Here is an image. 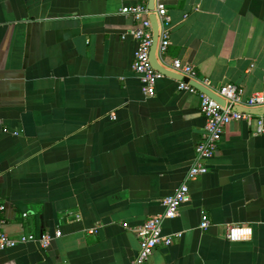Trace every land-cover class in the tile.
<instances>
[{
    "label": "crops",
    "instance_id": "obj_1",
    "mask_svg": "<svg viewBox=\"0 0 264 264\" xmlns=\"http://www.w3.org/2000/svg\"><path fill=\"white\" fill-rule=\"evenodd\" d=\"M130 5L0 0V221L15 239L62 232L47 248L0 251V264H133L134 230L162 215L184 183L190 203L163 224L182 237L145 264H264V135L233 122L208 173L187 181L206 126L201 98L179 89V75L143 94L128 35L136 23L121 13ZM167 7L166 66L190 64L213 89L264 90V0ZM229 226L253 234L231 242Z\"/></svg>",
    "mask_w": 264,
    "mask_h": 264
},
{
    "label": "built area",
    "instance_id": "obj_2",
    "mask_svg": "<svg viewBox=\"0 0 264 264\" xmlns=\"http://www.w3.org/2000/svg\"><path fill=\"white\" fill-rule=\"evenodd\" d=\"M131 2L132 5L123 7L121 13L125 16H131L136 23L128 35L137 43L133 70L142 83L143 94L146 97H154L158 81L166 77L153 66L151 61V49L154 42L151 16L155 15L159 25L157 47L159 63L176 75L188 79L187 81H178L181 91L191 95L198 94L201 98V112L206 119V126L201 142L195 147V158L187 173V181L195 180L208 173L207 163L216 156L225 130L233 122H246L249 126H254L256 135H264V118L252 113L254 110L264 108V90L247 97L245 91L237 84H226L219 89H213L209 79H199L194 67L190 64H185L176 59L170 66H166L163 63V58L172 44V17L169 14L167 0H154L153 8L150 7V0H131ZM196 84L214 93L224 101V104L201 92ZM112 117L115 116L112 115ZM190 201V189L188 184L184 183L173 195L163 200L164 213L162 215L147 220L142 226L134 230L140 240V252L133 264H145L157 247H169L173 243L174 237H182L180 233L165 235L163 224L165 221L178 217L181 207ZM3 223L0 221V251L33 242L47 248L55 238L62 236V232L57 231L55 237L49 234L40 236L28 234L15 239L4 231ZM209 226V218L205 215L202 218L200 228L207 230ZM125 227L128 226L125 225ZM227 230V239L231 242L249 240L253 234L250 227L229 226ZM91 233H96V230H92Z\"/></svg>",
    "mask_w": 264,
    "mask_h": 264
},
{
    "label": "water",
    "instance_id": "obj_3",
    "mask_svg": "<svg viewBox=\"0 0 264 264\" xmlns=\"http://www.w3.org/2000/svg\"><path fill=\"white\" fill-rule=\"evenodd\" d=\"M150 7L153 8L154 7V0H150ZM152 20V19H151ZM153 23V28H154V42H153V46L151 49V61L153 66L160 72H162L163 74H165L166 76H171V75H176L175 73L168 71L167 69H164L160 63L159 60L157 58V47H158V42H159V25L157 22V19L154 15V18L152 20ZM178 76V75H177ZM180 80H184L187 81L188 79L186 78H182L181 76L179 77ZM197 88L201 91L204 92L206 94H208L210 97H212L213 99L219 101L221 104H224V101L219 99L214 93H212L211 91L204 89L203 87L199 86L198 84H196ZM264 111V109H258V110H254L252 111L253 114L258 115V114H262L261 112ZM264 113V112H263Z\"/></svg>",
    "mask_w": 264,
    "mask_h": 264
}]
</instances>
